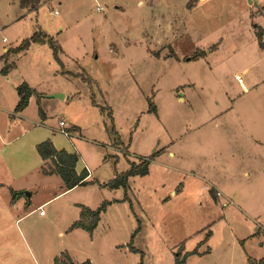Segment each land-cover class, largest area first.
<instances>
[{"label": "rangeland", "instance_id": "1", "mask_svg": "<svg viewBox=\"0 0 264 264\" xmlns=\"http://www.w3.org/2000/svg\"><path fill=\"white\" fill-rule=\"evenodd\" d=\"M191 2L195 9L182 16L183 0H42L35 12L19 0H0V57L36 31L63 51L64 69L48 44L7 57L17 84L27 82L43 98L67 95L43 104L44 123L34 124L29 138L56 132V144L77 152L100 183L166 150L150 175L130 180L127 193L86 186L57 196L62 181L40 182L37 173L29 207L13 208L0 192V264H52L66 251L78 263L175 264L180 250L194 251L210 231L214 237L198 251L211 253L187 264L264 258V85L244 92L225 62L264 28V0ZM174 12L186 28L173 36L166 24ZM169 51L180 61L156 56ZM196 51L203 58L188 61ZM149 101L156 113L148 112ZM34 104L33 118L40 108ZM101 107L112 111L114 125ZM61 120L80 127L82 138L61 134ZM3 139L0 129V150ZM180 183L184 191L173 197ZM114 198L125 202L102 214L94 239L69 231L79 220L76 204L96 209Z\"/></svg>", "mask_w": 264, "mask_h": 264}, {"label": "crops", "instance_id": "2", "mask_svg": "<svg viewBox=\"0 0 264 264\" xmlns=\"http://www.w3.org/2000/svg\"><path fill=\"white\" fill-rule=\"evenodd\" d=\"M191 1L192 0H183L182 16L184 15V12L185 13L187 12V14H189L190 12L193 11V9H195V8H193V9L188 8V5ZM201 1L207 2L209 0H199L198 3H200ZM252 3L253 2H251V4ZM139 4L142 5L143 2L140 1ZM261 9H262V14H264V4H261ZM168 17H169V20H167L166 25H167V29L170 31V34L173 36L175 34H178V33L182 34L183 29L186 27L184 26V27L180 28L178 26V24H180V23L183 24L182 21L180 23H178V20H180L179 19V13H177V14H176V12L171 13ZM256 27H258V26H256ZM260 28L261 29L255 33L256 36L251 41L239 46L236 50H234L232 53L229 54V56L227 57V59L225 61L229 71L231 72V74L234 76L235 79H236V75H238V74L240 75L241 82H239L237 79L236 80L239 82L240 85H242V88L244 89V92H246V93L250 92L252 90H257L258 88H260L261 86L264 85V46H262L261 43L258 41V35L260 33H264V28L263 27H260ZM263 42H264V38H263ZM39 45H42V44H33L32 46H39ZM37 50H39V49H37ZM5 51H6L5 53H7L9 50H7V48H5ZM26 53H27V51L24 53H21V55H25ZM198 53H201V52L200 51L194 52L190 56V58H189L190 60L188 59V61H194V60H199V59L203 58V56H200L198 58H194V55L198 54ZM156 56L158 59H160V58H163V59L171 58V59H175L177 61H180V58L177 57L176 54L171 53L170 51H169V53H164L163 55H162V53H160V54L157 53ZM1 57H0V61L2 59ZM2 60H5V66L15 65L14 62H13L14 64H10L9 58L2 59ZM5 66L0 70V76L3 78V79L0 78V129H1V132H2V135L4 138L2 140L3 146L1 147V150H0V162H2V165L0 166V192H2L5 197L9 198L10 204L13 208H18V206H20L22 204L24 206L27 204L29 207V204L31 205L32 199L35 196L34 190L36 189V187H34L32 185V181H31V175L33 173L38 174L39 181L40 180L42 181V179L51 178V177L59 178L62 181V183H61L62 191L57 196L67 194L69 192H73L74 190H78L81 187L78 186L72 190H67L65 188V184H64L63 180L57 174H53V175L43 174V167H45V166L48 167V165H51V162L50 161L45 162L42 160V158L40 157V155L37 152V146L42 142H45L47 140H51V141H53V144L58 151H62V150L66 151V149L59 147L56 144V142L54 140L56 137V135H55L56 132L54 131L55 133H53V134H51V132H49L46 134V136L36 135L34 137L29 138V132L32 130V126L34 124L39 126L41 123H44L43 121L46 118V115H45L43 110L42 111L44 113V116H41V114L39 112L40 108L43 109V104L45 102H49L52 99H58V98H52L51 96H47V97L42 98L39 102L38 98H36L35 95H33L29 100V106L23 112L16 113L15 109H16L17 105L19 104V101H20V96L18 94L17 89L21 84L19 85V84H17L18 81L12 80V77H13L12 71L14 69L9 70L7 75H3L2 71L5 68ZM25 83H27V82H25ZM32 89H34V88H32ZM62 95H64V98L61 100H65L67 95L66 94H62ZM7 96H9V99ZM180 101L182 102L183 99H180ZM8 102H9V104H8ZM34 103H36L37 106H40V108H38L39 109L38 110L39 115L33 118L32 116L29 115V108ZM72 126L76 127L77 129L73 130ZM68 127L71 128L72 132L75 131V134H77V137L82 138V131H81L80 127H78L77 125H72V124ZM226 132H228L229 135H232V133H234L232 131H226ZM43 137H45V138H43ZM254 139H255V142L262 144V141L258 140L257 138H254ZM165 151L166 150L162 151L161 153L155 152V154H157V156L152 161V163L157 161V160L162 159L164 157ZM67 152L70 154L76 153L78 155L77 152H69V151H67ZM168 154H169V157H171V158L176 157V153L174 152V150L168 151ZM85 169L88 170V168L86 167V165L84 164V162H82V160L80 158L79 162L77 164V167H76V171L78 174H80ZM88 172H89V177L87 178L86 181L87 182L93 181V175L91 174V172L89 170H88ZM150 172L151 171L149 168V174L148 175H150ZM40 176H42V177H40ZM96 182H99V181H96ZM95 186L97 187L100 185H98V184L89 185V187H95ZM182 190L184 191L183 183H180V185L177 186L176 192H174L173 197H178L179 195H181L183 193ZM29 192H30V196H28ZM219 194H220V192H219ZM54 198H49L46 202H44L39 207H43L45 205H48ZM171 199H172V197L169 196L168 198L164 199L163 201L166 202V201H169ZM110 202H112V204L109 206V208H112L114 206L123 205L125 201H124V199H121V198H114V199L110 200ZM76 205L78 206V208L80 209V212H81V208L79 207L81 204H76ZM225 206L228 207L229 205L225 204ZM236 207L241 208L238 205H236ZM109 208L107 209V211L105 213L108 212ZM93 210H95V209H93ZM80 212H79V219H80ZM105 213H103V216ZM28 216H29V212H27L23 217L19 218L18 221L23 220L24 218H28ZM101 219H102V217H101ZM223 219H226V216L222 217V220ZM101 221L102 220H100L99 224L101 223ZM76 222L77 221H75L73 224H75ZM72 225L70 226V228L72 227ZM98 227H99V225H98ZM98 227L96 229H98ZM70 228H69V231H72V230H70ZM96 229L93 232V234L91 235L93 239H94L95 233L97 231ZM75 230H79V229H75ZM255 231H258V229L255 228ZM211 233H212V236L208 240L207 243H209V241L214 237L213 236L214 234L212 231H211ZM60 235H63V233H60ZM255 237H256V234H252L249 236V238H255ZM199 245H200V243H199ZM244 246H246V242H245ZM190 252H193V251H188L186 253H190ZM64 253L69 255V257L71 258V260L73 261L74 264H81V263H78L76 261V259L72 255V253H70L69 251L61 252L56 257H60ZM199 253H200V255L210 254L211 248L209 247L206 251L199 252ZM55 258L53 259L52 264H55V262H54ZM250 259L251 258H249V260ZM88 261H90V260H88ZM82 263H84V262H82Z\"/></svg>", "mask_w": 264, "mask_h": 264}, {"label": "trees", "instance_id": "3", "mask_svg": "<svg viewBox=\"0 0 264 264\" xmlns=\"http://www.w3.org/2000/svg\"><path fill=\"white\" fill-rule=\"evenodd\" d=\"M42 0H19V4L23 9H26L30 12L38 11ZM195 5L190 2L188 5L189 9H193ZM264 33H260L258 35V41L264 46L263 42ZM33 44H48L49 47L53 51V56L55 60L60 64L62 69H64V63L60 58V54L63 53L61 46L56 42L53 38L49 37L47 34L42 33V31H36L30 38L24 40L17 48L10 49L7 53H5L1 58L6 59L10 56L11 53L20 54L24 53L30 49ZM202 52L195 54L194 58H198L202 56ZM15 65L5 66L2 73L3 75H7L9 70L14 69ZM63 74L66 72L63 70ZM18 94L20 96L19 104L17 105L15 112H23L29 106L30 98L35 95L38 97V101L40 102L43 96L39 95L35 89H32L27 83H22L18 89ZM93 104L97 106V103L93 100ZM101 111L103 113H107V117L110 120L111 124L114 125V119L112 111L108 110L106 107H101ZM41 116H44L42 109L40 108ZM148 112L153 114L156 113V106L153 102L149 101V109ZM76 130V127L72 128ZM37 152L42 158L43 161H50L51 165L48 167H43V174L45 175H53L57 174L61 177L65 184V188L67 190H72L76 187H86L89 185L98 184L103 188H110L112 190L123 189L126 193L129 189V183L132 178L135 177H145L149 174V168L152 161L156 158L157 154L152 155L148 159H141L139 162H131L130 167L127 171L118 174L113 180L109 183H99L96 181L87 182V178L89 177V172L87 169L82 171L80 174L77 173L76 167L79 162L80 157L74 153L70 154L65 150L58 151L53 142L51 140H47L45 142L40 143L37 146ZM112 204L110 201H104L97 209L93 210L91 208L85 206H79L81 208L80 219L72 225L70 230L82 229L88 232L90 235L93 234L95 229L98 227L99 222L101 220V215L105 213L108 207ZM211 231L207 234L205 240L200 243L197 249L193 252L182 254L181 250L176 254L175 264H187V259L193 255H200L198 249L200 246L206 244L208 240L211 238ZM244 245V241L242 242ZM65 258V260H63ZM55 264H74L69 255L62 254L60 257H56L54 260ZM250 264H264V258L260 260H249ZM81 264H91L90 261H86Z\"/></svg>", "mask_w": 264, "mask_h": 264}, {"label": "built area", "instance_id": "4", "mask_svg": "<svg viewBox=\"0 0 264 264\" xmlns=\"http://www.w3.org/2000/svg\"><path fill=\"white\" fill-rule=\"evenodd\" d=\"M97 11L98 12H100V11H102V8L101 7H97ZM57 14V13H56ZM7 42V39L6 38H4L3 39V43H6ZM236 79L239 81V82H241V77H240V75L238 74V75H236ZM59 125H60V133L61 134H63V135H65L66 137H69V138H71V137H73V135H72V131H71V128H69L68 126H67V123H66V121H64V120H61L60 122H59ZM40 208H42V207H40ZM41 214H43V212H41Z\"/></svg>", "mask_w": 264, "mask_h": 264}, {"label": "water", "instance_id": "5", "mask_svg": "<svg viewBox=\"0 0 264 264\" xmlns=\"http://www.w3.org/2000/svg\"><path fill=\"white\" fill-rule=\"evenodd\" d=\"M190 60V59H189ZM52 98H60V99H63L64 98V95L62 94H57V95H52L51 96ZM28 196H30V193L28 194Z\"/></svg>", "mask_w": 264, "mask_h": 264}]
</instances>
